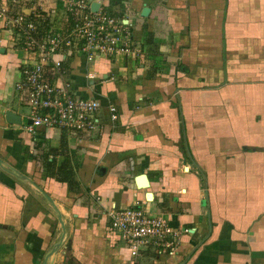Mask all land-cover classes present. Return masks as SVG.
<instances>
[{
  "label": "crops",
  "instance_id": "0c3cea01",
  "mask_svg": "<svg viewBox=\"0 0 264 264\" xmlns=\"http://www.w3.org/2000/svg\"><path fill=\"white\" fill-rule=\"evenodd\" d=\"M87 2L130 25L141 55L61 51V79L45 68L99 103L92 133H27L16 84L34 59L0 21V264H264V0ZM36 8L45 31L68 30L60 0ZM136 204L177 234L173 251L130 255L109 214Z\"/></svg>",
  "mask_w": 264,
  "mask_h": 264
},
{
  "label": "built area",
  "instance_id": "2783aa9c",
  "mask_svg": "<svg viewBox=\"0 0 264 264\" xmlns=\"http://www.w3.org/2000/svg\"><path fill=\"white\" fill-rule=\"evenodd\" d=\"M41 1L0 0L1 24L11 28L15 40L21 41V46L34 59L24 65L21 81L16 84L18 90H27L31 123L25 130L30 134L38 128H65L85 133L97 131L95 113L99 103L73 96L70 85L65 81L60 85L50 83L45 79V68L51 65L61 79L62 59L65 57L61 51L83 53L89 62L96 55L140 57L139 49L132 43L130 25L108 15L99 5L95 10L91 9L87 0H60L69 28L61 34L51 28L45 31L46 15L36 8ZM12 7L19 8L18 14H13ZM57 54L63 57L54 59ZM107 109L114 121L115 108L108 105ZM109 222L110 228L126 243L133 257L141 248L153 243H163L171 248L173 237L177 235L165 219L147 213L137 204L110 212Z\"/></svg>",
  "mask_w": 264,
  "mask_h": 264
},
{
  "label": "water",
  "instance_id": "95a60500",
  "mask_svg": "<svg viewBox=\"0 0 264 264\" xmlns=\"http://www.w3.org/2000/svg\"><path fill=\"white\" fill-rule=\"evenodd\" d=\"M98 7V4H92L91 9L95 10ZM6 120L10 123H17L19 124V118L18 116L12 114L11 112L6 113ZM28 124L31 123V121L27 122ZM137 185L138 187L147 188L148 183L145 175H139L137 178ZM148 197L150 198V193H148Z\"/></svg>",
  "mask_w": 264,
  "mask_h": 264
},
{
  "label": "trees",
  "instance_id": "16d2710c",
  "mask_svg": "<svg viewBox=\"0 0 264 264\" xmlns=\"http://www.w3.org/2000/svg\"><path fill=\"white\" fill-rule=\"evenodd\" d=\"M71 169L68 166L62 165L58 170V181L64 183L67 186V189H75L76 185L71 178Z\"/></svg>",
  "mask_w": 264,
  "mask_h": 264
}]
</instances>
